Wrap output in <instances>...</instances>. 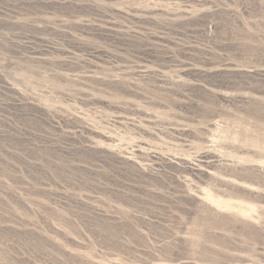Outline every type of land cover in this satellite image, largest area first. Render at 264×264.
Listing matches in <instances>:
<instances>
[{
    "label": "rangeland",
    "instance_id": "obj_1",
    "mask_svg": "<svg viewBox=\"0 0 264 264\" xmlns=\"http://www.w3.org/2000/svg\"><path fill=\"white\" fill-rule=\"evenodd\" d=\"M0 264H264V0H0Z\"/></svg>",
    "mask_w": 264,
    "mask_h": 264
}]
</instances>
